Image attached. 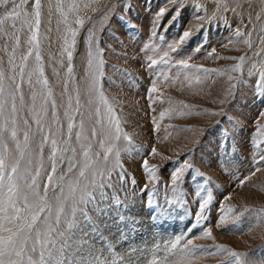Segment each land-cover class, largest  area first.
<instances>
[{"label":"rangeland","instance_id":"rangeland-1","mask_svg":"<svg viewBox=\"0 0 264 264\" xmlns=\"http://www.w3.org/2000/svg\"><path fill=\"white\" fill-rule=\"evenodd\" d=\"M41 5V61L35 60L36 50L28 43L31 33L26 25L21 27L22 17L9 18L0 27V69L11 74L9 59L19 64L28 56L21 84L25 105L32 103L27 73L38 63L43 68L41 79H47L52 93L49 121L51 101L56 103L60 134L49 135L39 161L36 142L41 136L37 134L31 143L41 193L46 188L49 195L53 189L58 191L57 178L63 173L67 180L72 175L67 172L70 151L63 152L52 172L51 140L67 139L68 99L73 98L75 108L77 91L81 93L88 140L76 141L81 117L73 112L71 144L77 161L73 171L84 159L86 149L81 145L90 143L93 165L103 175L96 177L90 200L83 206L86 216L78 211L77 227L56 241L57 247L64 245L68 260H91L89 247L98 244L97 255L107 250L111 264H236V258L216 248L223 245L240 254L239 264H264V135L260 134L264 129V81L260 79L264 0H41ZM23 7L29 14L34 12L33 0ZM161 9L164 15L157 16ZM77 19L84 21L82 27ZM14 23L18 32L12 28ZM69 27L77 31L70 62L64 50ZM185 31L190 37L179 42ZM237 31L244 35L237 37ZM93 40L95 52L102 50L100 86L107 105L98 95L89 104L84 88ZM241 57V71H232ZM151 60L156 63L149 67ZM36 87L47 91L42 83ZM108 106L121 128V138L111 143L101 134V125H108ZM21 115L36 128L27 110ZM51 127L55 133L56 127ZM94 127L96 135H92ZM8 146L14 148L10 140ZM107 147L112 152L106 153ZM144 160L156 170L153 174L144 169ZM177 171L180 177L174 183ZM209 193L212 199L201 213L199 206ZM229 208L233 212L228 213ZM103 225L107 235L100 233ZM208 230L213 239L204 235ZM186 241H191L187 247Z\"/></svg>","mask_w":264,"mask_h":264},{"label":"snow or ice","instance_id":"snow-or-ice-1","mask_svg":"<svg viewBox=\"0 0 264 264\" xmlns=\"http://www.w3.org/2000/svg\"><path fill=\"white\" fill-rule=\"evenodd\" d=\"M28 0H0V8H3V13H0V27L5 24L9 18H21V27L27 26L28 31L31 33L28 43L33 45L36 50L35 60L41 61L39 53L40 46V24H41V0H33L34 12L29 14L24 9V5ZM11 4V10L6 6ZM59 6V5H58ZM180 4L177 7L180 8ZM164 9H161L157 16H163ZM81 27L84 24L82 19L75 21ZM15 31L16 24L12 25ZM68 36L65 37V52L67 59L70 62L73 58L72 49L75 48L77 31L69 27L67 29ZM191 33L185 31L179 42L189 38ZM237 37L244 34L237 31ZM17 44L20 38L15 36ZM249 43V41H244ZM90 48L92 51L88 52V66L90 73L84 78V88L87 92V101L89 104L94 102V98L98 95L101 102L107 105V100L103 94L100 86V78L103 76V58L102 50L100 53L95 52V41H90ZM249 46L251 44L249 43ZM171 51H176L174 46H170ZM214 51V50H213ZM32 53L29 51L28 55ZM95 56L101 58L96 60ZM167 53H165V57ZM163 59V58H162ZM28 56H23L20 63L17 64L14 58H10L8 63L11 66L9 72L6 74L3 69H0V264H111L108 258H102L103 254L96 255L94 251L90 250L91 260H82L77 262L75 259L71 261L65 255V247L61 244L57 247V239L64 238L66 234L77 227L78 211L86 216L83 212V206L89 202L91 197V188L95 186L96 177L103 175L98 170L97 166L93 165V156L89 155L91 144H82L81 146L86 150L83 152L84 159L80 163L79 168L76 167L77 161L75 160L76 150L71 144L75 116L73 112H79L80 122L76 132V141H87V136L84 135V112L81 111L82 105L80 101V91H77L75 97V108H73V98L69 96L67 110L65 115L68 119L67 124V139L58 141L57 139L51 140L52 152V172H56L57 159H63V152L70 151L72 157L69 158L67 172L72 173L71 176L65 180L62 173L57 178L58 188L56 191L53 189L51 195L46 188L43 193L39 189L36 177L39 175V170H33V152L31 143L35 140L37 134L41 139L36 142V148L39 151L36 153V159L43 152L44 145L49 141V135L58 136L60 134V118L56 114V103L51 101L52 117L49 121L48 117V103L51 97V89L48 88L47 79L43 77V68L39 66L31 68L28 73L27 83L32 92L31 105H25L24 96L21 91V84L25 82V68L27 65ZM244 58L241 57V63L237 64L232 71H241ZM156 63L151 60L149 67ZM184 67H188L186 61L181 62ZM17 68L19 72H17ZM198 71L208 72V69H198ZM69 79L73 75L71 66L67 68ZM254 73L249 72V75ZM33 77H36L33 80ZM260 79L264 81V68L260 70ZM43 84V88L47 91L37 89V85ZM264 88V84L261 85ZM67 91V84L65 85ZM151 92H156V87L153 86ZM39 97V104L37 103ZM19 99V104L17 100ZM27 110L28 115L36 125L33 129L29 124L28 119L21 115L23 111ZM108 125H101V134L105 137L106 142L111 143L114 140L121 138L120 121L112 115V108L108 106ZM96 115L99 116V109H96ZM161 113V118L164 117ZM22 122V126L21 123ZM155 124V119L153 120ZM56 127V132L52 133V127ZM158 127V126H157ZM23 132V138H19V133ZM260 134L264 135V129H260ZM92 135H96V128L92 129ZM124 137L128 139L126 134ZM9 140L14 145L13 149H9ZM101 147L104 144L101 143ZM106 153L112 152L111 147L104 148ZM57 152L61 155L57 157ZM152 154L156 155V150L152 149ZM96 155V154H93ZM118 155V153H117ZM106 160L107 157L105 156ZM144 169L151 175L156 170L150 168L147 160L143 162ZM185 167H191L185 165ZM182 170V169H181ZM259 169H257L258 171ZM193 171H195L193 169ZM199 175V173H197ZM180 172L177 171L172 177L173 182L179 180ZM207 179V178H205ZM49 184L53 183L52 176L48 177ZM243 183V181H241ZM230 198V197H229ZM212 196L209 193L207 199L203 200L200 204V212L204 213L205 207L211 201ZM228 213L233 212V209H227ZM224 220H221L223 223ZM261 222H264L262 219ZM209 239H213L211 230L204 233ZM179 244V240L171 245L175 249ZM191 244V241L185 242V247ZM192 245V248H196ZM220 252L226 253L230 258H236V264H239L240 254L226 248L223 245H216Z\"/></svg>","mask_w":264,"mask_h":264},{"label":"bare ground","instance_id":"bare-ground-1","mask_svg":"<svg viewBox=\"0 0 264 264\" xmlns=\"http://www.w3.org/2000/svg\"><path fill=\"white\" fill-rule=\"evenodd\" d=\"M124 224V223H123ZM105 225V224H104ZM104 225H103V227H104ZM186 225V224H185ZM108 229V228H107ZM109 231V230H108ZM100 233H102L103 235H107L108 233H107V231H106V229H105V227L103 228V230L102 231H100ZM135 240V239H134ZM136 243V242H135ZM91 245V244H90ZM89 246V245H88ZM97 246H98V244H95V245H93L91 248L89 247V249L90 250H92V251H94L95 252V254L97 255L98 253H96V249H97ZM100 247V246H99ZM102 247V246H101ZM103 248V247H102ZM84 249V248H83ZM85 250H86V248H85ZM124 252V251H123ZM86 253V252H85ZM120 253H121V250H120ZM106 257H108V251L107 250H103V258H106ZM79 259H82V258H79ZM85 260V259H84Z\"/></svg>","mask_w":264,"mask_h":264}]
</instances>
